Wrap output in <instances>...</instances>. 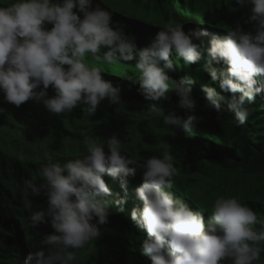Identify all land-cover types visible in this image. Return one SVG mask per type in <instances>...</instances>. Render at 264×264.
I'll return each mask as SVG.
<instances>
[{
    "label": "clouds",
    "instance_id": "9594fccd",
    "mask_svg": "<svg viewBox=\"0 0 264 264\" xmlns=\"http://www.w3.org/2000/svg\"><path fill=\"white\" fill-rule=\"evenodd\" d=\"M93 3L0 0L2 102L12 107L34 100L57 115L82 106L84 114L92 116L106 98L122 107L120 88L105 80L102 68L89 63L88 57L107 65L135 61V77L123 76L138 81L148 101L145 114L162 117L174 129L172 135L177 129L192 135L201 117L166 114L161 102L170 99L172 89L179 97L178 106L194 112L197 100L191 85L195 79L187 75L173 84L168 70L177 68L173 53L188 64L198 61L200 46L194 39L209 33L199 27L186 33L184 24L169 21L141 48L123 25L113 22L111 11ZM237 3L249 7L245 23H254L255 34L243 31L238 23L225 36L211 37L208 54L211 60L228 65L226 70L209 71L212 81L231 93L228 107L235 125L241 127L251 115L247 105L264 92V81L258 79L264 76V0ZM40 85L43 88L37 90ZM49 86L55 89L50 98ZM203 92L204 106L221 118L223 97L208 84ZM13 115L0 113V229L21 244L39 242L38 250L31 251L23 264H75L79 251L100 237L96 222L107 223L110 215L122 211H132L134 229L146 238L142 243L138 240L139 252L150 256L151 264L260 261L264 230L257 231L254 225L264 223V217L238 197L221 196L214 201L206 225L202 210H193L170 191L180 173L167 141L159 142V155L146 159L138 158L139 152H123L115 134L106 139L108 152L85 136L87 154L80 149L66 153V145L53 153L32 144L37 131H25L22 118L16 117L21 115ZM139 168L144 170L143 179L133 178Z\"/></svg>",
    "mask_w": 264,
    "mask_h": 264
},
{
    "label": "trees",
    "instance_id": "16d2710c",
    "mask_svg": "<svg viewBox=\"0 0 264 264\" xmlns=\"http://www.w3.org/2000/svg\"><path fill=\"white\" fill-rule=\"evenodd\" d=\"M195 1L197 5L194 4ZM212 2L215 3L216 10H223L222 14L231 16L220 18L222 14H214L205 16L200 22H180L184 24L186 33L199 27L209 35L194 39V43L200 46L201 58L198 61L188 64L173 53L177 68L175 71L168 70L173 84L187 75L195 79L191 87L197 107L194 112L180 108L179 97L172 89L169 90L170 99L161 102L166 114L175 111L185 118L192 114L201 117L192 135H186L178 129L172 135L174 129L165 125L162 117L145 114L148 101L145 100L138 81L123 76L128 73L135 77V61L107 65L95 62L90 54L88 62L101 67L103 78L120 88L124 101L122 107L110 104L106 98L92 116L84 114L82 106H77L72 113L57 115L48 111L42 102L29 100L20 106L13 104L11 107L0 99V113L9 118L16 113L21 115L16 116L22 118L21 128L38 133L32 144L35 143L39 149L47 148L53 153L66 145L69 147L66 153L80 149L81 153L87 154L85 136L105 146V151L108 152L106 139L115 134L121 139L123 152L128 155L139 152L138 158L146 159L159 155L158 144L165 140L172 145L175 166L180 173L174 178V186L170 191L175 198L182 200L193 210H202L206 225L214 201L221 196L238 197L258 217H264V92L257 94L255 100L247 105L251 115L243 126L237 127L228 107L231 93H225L218 81H212L209 71L210 68L226 70L228 65L211 60L208 54L212 36L223 37L228 29L238 23L243 31L255 34L254 23H245L250 9L239 6L237 0H189L188 5L191 9L196 6L200 9ZM96 3L111 11L113 22L123 25L125 33L135 37L137 46L142 48L151 42L161 25H165L155 20H159L162 14L165 17V10H179L176 13H183L186 0H94L93 7ZM104 51L106 50L102 49L101 54ZM258 79L264 81V76ZM205 84L215 88L219 96L223 97L220 100L223 109L221 118H218L215 110L204 106ZM50 87L47 92H50ZM42 88L43 85H40L37 90ZM52 92L47 94L49 98L55 95L54 88ZM143 171L142 168L137 169L133 178L143 179ZM140 203L143 207V202ZM131 212H114L107 223L96 222L101 235L79 251L75 264H151L150 256L139 252L138 240L142 243L146 238L142 232L134 229ZM1 216L0 209V222L3 223ZM254 228L257 231L264 230V223H257ZM26 243L28 244H21L10 232L0 229V264H23L29 253L38 250L40 246L38 241ZM220 264L228 262L221 261ZM256 264H264V253Z\"/></svg>",
    "mask_w": 264,
    "mask_h": 264
},
{
    "label": "rangeland",
    "instance_id": "374dc122",
    "mask_svg": "<svg viewBox=\"0 0 264 264\" xmlns=\"http://www.w3.org/2000/svg\"><path fill=\"white\" fill-rule=\"evenodd\" d=\"M189 0H186V4L184 5L185 7L183 8V13L177 12L179 10H165V14L168 16L167 19L164 17L162 14V17H160L159 20H155L159 23H168L169 21L180 23V22H185V21H193V22H200L202 18H205V16H213V10H216V5L214 2H212L209 6L205 8H198L197 6L195 9H191V7L188 5ZM195 5H197V2H194ZM230 14L223 13L220 15V18H228L230 17ZM50 87V86H49ZM53 90V87L51 86L49 91L47 92L48 95H50ZM54 96V95H53Z\"/></svg>",
    "mask_w": 264,
    "mask_h": 264
}]
</instances>
